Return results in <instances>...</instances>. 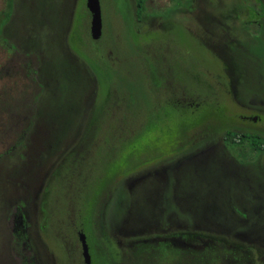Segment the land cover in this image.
<instances>
[{
    "label": "rangeland",
    "instance_id": "1",
    "mask_svg": "<svg viewBox=\"0 0 264 264\" xmlns=\"http://www.w3.org/2000/svg\"><path fill=\"white\" fill-rule=\"evenodd\" d=\"M158 1L166 5L164 0ZM15 3L10 23L0 32V264H28L20 262L21 251L25 253L21 247H13L9 230L19 196L30 216V196L23 191L36 168L35 181L44 178L38 185L44 181L52 192L47 223L33 215L35 223L28 229L34 249L26 256H32L36 264H81L73 230L76 219L83 223L92 264H107L97 257L101 253L93 252V247L103 246L95 230L110 232L131 211V219L156 220L139 235H125L132 231L129 223L122 226L121 233H111L109 238L123 247L144 239L179 246L186 219L193 234L211 247L197 252L162 244L151 248L153 254L140 258L126 255L123 264H230V257L238 260L234 264H264L260 251L264 240L244 237L249 230L240 225L257 226L264 232V179L237 177L229 166L211 156L201 159L186 153L164 160L173 145L192 148L207 135L219 141L225 130L236 128L264 132V123L250 126L241 119L244 111L217 108L222 96L212 75L196 79L216 89L208 94L205 86L194 88L198 86L194 68L189 65L185 69L181 64L186 42L181 43L183 47L165 49L177 77L171 76L172 84L165 85L162 92L154 89L164 69L153 61V53L162 51L157 45L150 46L153 52L146 50L145 37L140 38L135 30L129 0H99L98 32L92 31L86 0ZM4 6L5 0H0V19ZM173 19L196 31L187 14H173ZM144 31L139 34L143 36ZM143 54L149 56L145 69L150 77L144 73ZM197 59L191 56L188 60L195 64ZM80 66L98 78L104 74L112 88L109 104L89 127L86 123L91 114L82 101H86L92 83ZM252 83L253 79L245 76L240 89L245 92ZM101 85L106 88V82ZM174 96L209 105L203 110L190 109L189 114L179 111L172 119V108L161 101ZM263 161L264 157L261 164ZM161 165L168 167L171 178L181 172L182 193L174 183L158 187L160 191L155 190L151 198L144 196L148 187L141 184L133 193L123 188L122 177L154 172ZM60 169V175L55 173ZM153 178L160 185L169 181L165 172ZM118 191L123 195L121 201L115 199ZM161 192L166 193L163 200ZM186 196L198 200L187 206L179 199ZM236 219L241 220L240 227L230 226L234 223L229 220ZM192 240L202 244L190 238L187 243Z\"/></svg>",
    "mask_w": 264,
    "mask_h": 264
},
{
    "label": "flooded vegetation",
    "instance_id": "2",
    "mask_svg": "<svg viewBox=\"0 0 264 264\" xmlns=\"http://www.w3.org/2000/svg\"><path fill=\"white\" fill-rule=\"evenodd\" d=\"M135 1L136 0H129L130 8L133 12L132 20H134V24L137 28L135 30L138 32L140 38L145 37L144 42H146V47H144L147 51L153 52L150 46L157 45L160 46L162 51V53L159 52L160 54L157 55L153 53V61L158 62L160 64L159 66L164 69L161 70L163 73H159L160 81L157 82V85L156 83H153L154 89L158 92H162L165 85L172 84V81H170L171 76L177 77L176 73L172 69L171 61H169L167 57L168 54L165 49H168L170 46H174L176 48L183 47L181 43L186 42V55L182 57L183 62L181 64L182 68L185 69L189 67V65L194 68L192 74L193 79H195L198 83V86L194 88H197L200 85L205 86L208 94L211 90L213 91L216 89L211 84L201 83L200 80L196 79L201 75L205 77L208 76V78L212 75L213 78H217L216 90H219L218 95L222 96V101L216 102L218 105L216 106L217 108L224 109L225 107H233L244 111L246 114H241V119L244 120L247 125L250 124V126H256L257 124L264 123V0H164L166 5H160L158 0H139L138 3L140 5L138 6H135ZM15 2L16 0H14L13 10L16 5ZM181 13L187 14V16L191 18L192 23L197 27L196 31L187 27L184 23L173 19V14ZM11 18L12 15L6 25L10 23ZM121 20L124 24H126V20ZM144 29L146 32L144 31L142 36L139 32ZM153 35L156 37L153 38ZM143 56L145 57V62L143 64L145 65L144 73L150 77L152 75H150L149 70L145 69L148 67L147 57L149 56L147 54H143ZM191 56L198 58L195 64L189 63L188 59ZM199 68H202V70H199ZM83 71L88 75L90 82L92 83L89 87L86 101H82L84 108H89L88 114H91V117L88 118L86 123L89 127L96 123L95 115L97 112L95 105L99 99L102 100L103 95H100L99 93L98 82L91 70ZM89 72L91 75H89ZM245 76H250L253 79V85L249 86L246 91L243 92V90L240 89V85L242 83V78ZM161 78H163V80ZM109 89L111 90L112 88L110 87ZM161 102L168 104L172 108L173 113H175V116H173L172 119H176L179 111L190 113V109H193V111L203 110L207 107V105H209L208 102L194 103L193 100L190 101V99L178 100L176 96L165 98ZM213 105L214 104L212 103L211 106ZM247 113L249 115H247ZM77 124L78 122L74 125ZM227 131H231L238 137L248 136L249 139L245 142L250 141L251 138L260 139L263 149H260L256 155L248 159V161L243 162L242 158H239L231 150L229 138L226 136ZM171 151L170 156L164 160H172L173 158L178 157L179 154L186 153V156L193 155V153H195L194 156L201 159L211 156L219 158L222 162L229 166L232 171L235 172L237 177L251 175L260 180L264 179V161L262 162L263 164H261V158L264 157V132L241 128L225 130L219 141H217L214 137L207 135V137L202 138L195 147L178 149L173 145V149L171 148ZM37 169L38 168L32 171L33 173L30 175L27 187L23 191L26 192V194L28 193V196H30L27 200V202L31 205L30 216L28 218L27 214H25L23 210L25 201L21 200V197L19 196L18 200L20 201L17 206L14 207L12 214L14 220L9 230L12 240L11 244L13 247H21L25 253L22 254V251L20 250V254L22 256L20 262L24 261L28 264H36L32 256L31 259H27L26 256L27 253L32 254L33 252L31 251L34 249V244L31 243L28 233L30 226L33 225V222L35 223V221H32V217L34 215L35 218H38L39 215L41 222L43 223L44 220V223H47L46 211L52 194L48 188L50 184H44V181H42L43 183L41 182L38 185L39 181L44 180V178L39 179L38 182L35 181L34 172L37 171ZM167 171L168 167L161 165L158 168L155 167L154 172H149V170L144 172L140 171L138 176H136V174L130 177L124 176L122 177V186L124 185L123 188L126 192L133 193L137 185L141 184L143 187H148L147 191L143 190V193L146 194L144 196L151 198L152 195H154V191L160 189L158 187H167L168 185L174 183L176 189L182 193L181 191L184 190L185 185L182 184L184 180L181 172L178 170L171 178V174ZM56 172L60 175L59 172H61V169L55 171V173ZM160 172H165L167 179H169V181L167 180L163 185L157 183L158 181L153 178V176L159 174ZM57 176H55V178ZM119 191L116 194L115 199L121 201L120 199L123 195L120 196ZM165 196L166 193L163 194L161 192L160 199H165ZM179 199L182 204L187 206L193 204L194 200H198V198L191 196H186L184 198L179 197ZM37 212H39V214ZM96 212H99L98 208L96 209ZM97 215L96 217H98ZM131 216H133V211L128 214V217L125 218L122 223L114 227V229H111L110 232H106V230L103 232L98 229L95 230V234L99 235V237L101 236L100 240L102 241L103 246L97 247V249L95 248L96 246L93 247V252L95 254L101 253L102 256L97 257L99 259H104L105 263L110 264L113 262L112 252H115L124 260L126 259V255L130 256L131 259L140 258L141 256L153 254L154 251L151 248H156L157 245L162 244L170 245V247L173 246L174 248L178 247L192 251L195 250L197 252H202L206 249H210L211 247L206 243L207 241H202L199 236H195L193 234L191 228H188L187 222L189 223V219H186L185 222L182 221L184 226L180 231L183 232V234L179 236V246L174 243L165 244L156 242V239H144L139 242L136 241L137 244L135 243L133 245L132 243V245H129V248L125 246L123 247L120 241L115 243L109 238V235L113 232L121 233V228H123L122 226H125L127 223H129L131 228L130 230L132 231H129L125 235H139L143 232V230H147L148 224L156 220L147 219L145 217L131 219ZM78 221L79 220L77 219L74 221L73 230L77 236L76 245L80 254L79 261L81 264H92V256L87 243L86 235L84 234L83 223L81 220L79 222ZM229 221L234 223L229 224L230 226L240 227L241 225L249 230L244 237L251 235L252 237L256 236L258 239L261 238V241L264 240V232L257 226L250 227L247 224L242 223L239 219ZM92 226L95 227V224H92ZM81 236L84 237L85 244L87 246L89 255L88 262L85 261L82 256ZM106 238H108L107 244ZM189 238L198 239L202 244H194L193 240L192 242L188 241L187 243ZM260 249V251L264 253V245H260ZM245 253L251 254L250 251ZM231 256L233 257V254ZM230 259V264H234L236 262L238 263V260L231 257Z\"/></svg>",
    "mask_w": 264,
    "mask_h": 264
},
{
    "label": "trees",
    "instance_id": "3",
    "mask_svg": "<svg viewBox=\"0 0 264 264\" xmlns=\"http://www.w3.org/2000/svg\"><path fill=\"white\" fill-rule=\"evenodd\" d=\"M138 1L139 0L135 1V6L140 5L138 3ZM13 6H14V0H5V6H4L3 11L1 12L2 17L0 19V32L1 33H2V30L5 28L6 23L10 20V17L12 15V11H13ZM81 69H82V67H81ZM87 71H90V69ZM89 75H90V72H89ZM102 75H104V74L101 73L99 76V78L101 80L97 76H95L96 80L98 82V86H99V93H100V95L101 94L103 95L102 100L99 99L95 105L96 112H97L95 115L96 121L99 118V115L105 110V108L109 104L111 97H112L111 90L109 89L111 86L108 84L109 83L108 79ZM104 82H106V85H105L106 88L105 89L101 85ZM226 136L229 138L231 150L239 158H242L243 162L248 161V159L254 157L260 149H263L262 142L260 141V139L251 138L250 141L245 142L246 140L249 139L248 136L238 137V136L234 135L231 131H227ZM39 159H40V157H39ZM112 257H113V262L110 264H123V262H122L123 259L121 257H119L115 252H112Z\"/></svg>",
    "mask_w": 264,
    "mask_h": 264
},
{
    "label": "water",
    "instance_id": "4",
    "mask_svg": "<svg viewBox=\"0 0 264 264\" xmlns=\"http://www.w3.org/2000/svg\"><path fill=\"white\" fill-rule=\"evenodd\" d=\"M86 6L91 16L92 31L98 32L99 30H95V28L101 25L99 0H86ZM81 244H82L83 259L88 262L89 255H88L87 246L85 244V240L83 236H81Z\"/></svg>",
    "mask_w": 264,
    "mask_h": 264
}]
</instances>
